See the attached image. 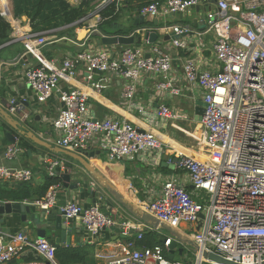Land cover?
I'll return each instance as SVG.
<instances>
[{"label":"built area","instance_id":"obj_1","mask_svg":"<svg viewBox=\"0 0 264 264\" xmlns=\"http://www.w3.org/2000/svg\"><path fill=\"white\" fill-rule=\"evenodd\" d=\"M99 1L97 8L112 1L119 2ZM209 1L154 0L142 6L140 14L151 20L176 16ZM0 14L10 24V41L23 45L22 57L30 54L37 62L36 66L24 71L25 84L34 92L37 102L44 103L54 91L59 93L62 108L52 121L58 134L57 147L81 152L94 135L106 133L107 156L113 162L160 148L153 134L141 132L128 122L91 119L88 95L77 89H59V84H69L81 65L88 81H92L96 73L119 75L125 80L122 97L131 100L142 74L167 78L171 55L154 47L153 55L146 58L140 45L126 47L119 54H114L112 47L89 48L55 64L42 54L47 33L22 31L3 0H0ZM205 21L207 30L214 35L217 70L198 71L189 60L183 65V75L188 83L198 85L204 92L202 140L210 153L205 160L181 156L176 165L187 173L193 188L205 192L208 199L203 204L198 203L186 189L168 181L157 199L141 203L139 208L174 230L181 225L195 227L189 236L197 247L192 264H215L202 258L204 251L236 264H264V0H217L214 10L206 12ZM167 29L177 37L185 33L177 26ZM172 44L175 48H186L181 38L173 39ZM169 85L159 83L158 89H166ZM172 92L177 93V90L172 89ZM14 102L9 105V113L13 116L21 111L20 105ZM156 114L163 119L179 117L165 106H160ZM21 150L18 144L12 143L6 147L3 157L13 160ZM40 163L49 178L61 172L68 173L61 160L44 156ZM31 179L29 169L0 165V182L28 183ZM59 188L60 184L50 186L43 197L32 201V206L44 211L55 208ZM58 209L65 220H79L90 237L118 225L116 210L105 214L96 203L83 208L69 201ZM124 226L135 230L137 238L151 230L140 223ZM171 241L166 237L163 245L144 249L127 242L123 255L105 254L100 258L105 264H184L165 256ZM26 249L35 251L40 260L20 264H58L55 246L47 240H30L21 232L0 233V264H9Z\"/></svg>","mask_w":264,"mask_h":264},{"label":"crops","instance_id":"obj_2","mask_svg":"<svg viewBox=\"0 0 264 264\" xmlns=\"http://www.w3.org/2000/svg\"><path fill=\"white\" fill-rule=\"evenodd\" d=\"M6 1L13 15L12 2L11 0ZM68 1L73 5L79 2V0ZM123 1L119 0L118 2L121 11L118 20L107 28L109 32L129 31L134 21L135 11H140L141 7L151 0H128V4L126 2L124 4ZM95 2L99 3L100 1L96 0ZM214 6L210 5V10H214ZM205 14L204 10L198 12L190 10L182 13L181 17L177 14L171 22H169L170 16L152 20L144 17L145 24L138 27L151 28L157 37L156 42L152 45L141 41L140 47L145 55L151 56L153 48L158 47L172 56V63L166 79L157 74H142L136 85V93L131 100L122 97L125 80L119 75L110 72L96 73L92 75V81H88L81 65L77 68L76 76L69 84L63 82L59 84V89H77L88 95V116L91 119L125 121L141 132L153 134L159 140V149L148 150L120 162L110 161L107 156L109 142L106 133L94 135L87 148L81 152L68 151L73 157L59 153L58 149L60 148L55 144L58 134L52 127L53 119L62 108L58 91H55L44 103H38L34 92L27 87L24 81L25 69L36 66L37 62L33 58L22 57L23 45L17 41H10L8 46L0 51V112L4 110L10 114L11 101L23 100L30 105L28 109L20 105L21 111L18 115L10 114L21 125V128L11 127L0 119V165L29 169L32 173V179L26 184L0 182V193L16 191L24 187L34 190L43 185L49 177L40 163V158L46 156L65 163L71 183L77 182L80 188L83 184H87L92 191H95L96 204L100 206L102 212L104 210V213L108 214L111 209L116 210L115 218L118 225L113 227L114 229L102 230L96 237H90L79 220H73L75 229L71 234V244L58 248L85 249V259L79 264H105L100 258L101 255H123L127 240L136 237L135 230L127 229L124 225L144 224L131 216L116 202L115 198H120L133 209L140 210L141 203L157 199L163 185L172 181L186 189L198 203L203 204L207 201L208 195L195 190L187 173L176 165L181 156L205 160L210 153L202 140L204 132L201 124L202 115L199 116L195 112V104L203 102L204 92L198 85L188 83L183 75V65L189 60L194 62L198 71L215 72L217 70L218 62L213 50L214 35L207 30ZM16 20L22 31L32 32L26 17L16 18ZM154 22L159 23L158 28L153 26ZM79 23L81 26H78ZM150 23L152 25H149ZM99 24L100 17L96 13H91L84 20L71 26L74 29L72 33H69L71 36L61 34L64 28L48 32L46 45L42 49L44 58L49 62L60 64L66 58L83 49L102 48L103 46L98 43V38L93 35L95 32H99ZM171 26L185 30L181 37V40L186 44L185 49L173 46L171 37L173 33L167 29ZM124 48L126 47H112V52L119 54ZM163 82L169 83V87L158 89V84ZM172 89L177 90V93L172 92ZM160 106H165L179 117L167 119L158 117L156 111ZM20 116H22V120ZM22 131L25 133L24 135H22ZM5 133L9 135V138L14 137L16 144H19L22 137L24 144L21 152L10 161L3 157L6 147L12 144L7 141ZM32 138L39 143H36ZM61 174L62 172L57 177H60ZM37 198L34 195L29 201ZM91 199L90 194L85 191L64 189L61 180L55 209L69 201H74L81 207L87 208L92 205ZM27 203L28 201L22 202V204L28 205ZM35 209V207L29 206L27 220ZM1 226L10 230L9 232L0 231L5 235L21 232L30 240L39 238L31 225L21 223L19 215H14L11 222H4ZM194 228L181 225L175 231L182 239L191 240L189 236L194 232ZM156 233L165 238L169 237L164 232L156 231ZM46 235L52 236V239L47 241L53 245V237H57L58 232L46 230ZM43 238L46 240L45 237ZM76 239L80 240L76 242ZM178 249H182V256L178 261L192 264L195 253L191 247L187 244H177L174 248L176 257ZM34 257L32 252L27 251L14 259L13 264L32 262Z\"/></svg>","mask_w":264,"mask_h":264},{"label":"water","instance_id":"obj_3","mask_svg":"<svg viewBox=\"0 0 264 264\" xmlns=\"http://www.w3.org/2000/svg\"><path fill=\"white\" fill-rule=\"evenodd\" d=\"M217 0H210L208 4L202 5V6H195L192 7L191 10H194L196 12L200 10H204L205 12L210 11V5H216ZM133 13V12H132ZM179 17L182 16V13L178 14ZM174 16H170L169 22L173 20ZM145 19L140 14L139 10H136L134 13V21L130 28V33H126L123 35H116V34H102L101 32H95L93 35L98 38V43L103 47H116V46H133V45H139L142 40L147 41L148 44H154L156 42L157 34L152 31L149 27H143L139 28V25H144ZM153 26L155 28H158L159 23L154 22ZM139 28V29H138ZM138 32V33H136ZM183 35L177 37L172 35V39L181 38ZM150 55H146L145 57L148 58ZM23 58H31L30 54L25 55ZM55 92V91H54ZM14 105H22L25 109L29 108V103L23 100H18L14 102ZM196 105V114L201 116L204 112L205 104L203 102H198ZM0 119H2L7 125L14 127V128H21V125L12 117L10 114L2 110L0 112ZM1 127V126H0ZM23 130V127H22ZM25 133L22 131V135ZM5 137L7 138V141L10 143H14L15 139L9 138V135L5 133ZM36 143H39L36 139L32 138ZM59 153H64L66 155H69L73 157L68 151H65L63 149H58ZM60 179L62 180V186L64 189H69L71 191L73 190H79L80 192H87L91 196V203H96V192L92 191L88 187L87 184H83L82 187H79V184L77 182L71 183V177L67 175V173H62L60 175ZM116 202L120 204L126 211L133 216L137 221H140L144 224H146L151 230L158 231V232H164L166 233L171 239V250L168 251L167 258L170 260L178 261L179 257L182 255V249H178V257L174 256V248H176L177 244H187L191 249L193 250V253L197 252V247L194 244L193 241L182 239L178 233L172 229L171 227L159 222L158 220L154 219L153 217L147 215L146 213L133 209L129 205H127L122 199L115 198ZM26 204H22L19 202H4L0 201V231L3 232H9V228L2 227V223H8L11 222L12 217L14 215H19L21 223H28L31 225L37 235L39 236L38 239H44L51 240L52 236L46 235V230H50L53 232H58L57 237H53V245L55 248L58 247H64L69 246L71 244V234L72 231L75 229V225L73 223V220H65L63 217V214L60 212L59 209H50L49 211L39 210L35 209L33 214L29 216V219L27 220V215L29 214V206H32V201H28ZM104 212V210H103ZM203 216L200 215V218ZM114 229L113 227H111ZM117 231V230H115ZM80 239H76V242H78ZM202 258L211 263L215 264H236L233 262H230L223 257L211 252V251H204L202 253Z\"/></svg>","mask_w":264,"mask_h":264},{"label":"trees","instance_id":"obj_4","mask_svg":"<svg viewBox=\"0 0 264 264\" xmlns=\"http://www.w3.org/2000/svg\"><path fill=\"white\" fill-rule=\"evenodd\" d=\"M95 1L96 0H79L77 4L73 5L69 3L68 0H11L14 18L19 19L21 17H26L29 21L31 30L34 33H48L56 29L64 28V30L61 31V34L71 36L69 33H72L74 30L71 26L84 20V18L91 13H96L100 17L98 30L102 34L128 33V31L109 32L107 29L118 20L119 12L121 11L120 3L118 4L116 1H112L107 5L97 8V3ZM127 1L128 0H124V4L125 2L128 4ZM153 1L154 0H151L149 3ZM149 25L152 24L150 23ZM78 26H81V24L79 23ZM10 34V24L0 14V51L8 46V43L10 42ZM18 145L20 148L24 146L22 137ZM60 183V177L47 178L43 185L34 190H29L24 187L17 189L16 191L2 192L0 193V200L22 203L24 201H29L34 195L41 198L46 194L50 186ZM20 184L22 185L26 183ZM164 239L165 237L158 235L156 231L146 230L141 234L140 238H137L136 234V237L127 241L132 242L137 249H144L151 248L155 245H163ZM169 250H171V246H169ZM27 251H30L35 255L32 261L40 260L38 254L31 249L24 250L21 255ZM167 254L168 252L165 253L166 257ZM85 255V249L81 248H55V260L58 264H79L84 261ZM13 261L9 264H13Z\"/></svg>","mask_w":264,"mask_h":264},{"label":"bare ground","instance_id":"obj_5","mask_svg":"<svg viewBox=\"0 0 264 264\" xmlns=\"http://www.w3.org/2000/svg\"><path fill=\"white\" fill-rule=\"evenodd\" d=\"M3 2H4L6 5H8V3H7V1H6V0H3Z\"/></svg>","mask_w":264,"mask_h":264},{"label":"rangeland","instance_id":"obj_6","mask_svg":"<svg viewBox=\"0 0 264 264\" xmlns=\"http://www.w3.org/2000/svg\"><path fill=\"white\" fill-rule=\"evenodd\" d=\"M160 233H163V232H160ZM165 234H166V233H165ZM165 234H164V235H165ZM166 235H167V234H166Z\"/></svg>","mask_w":264,"mask_h":264}]
</instances>
